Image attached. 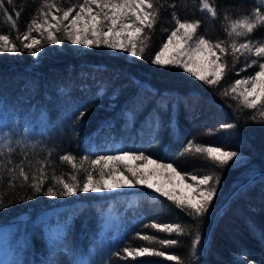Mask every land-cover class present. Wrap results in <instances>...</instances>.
<instances>
[{
    "label": "trees",
    "instance_id": "1",
    "mask_svg": "<svg viewBox=\"0 0 264 264\" xmlns=\"http://www.w3.org/2000/svg\"><path fill=\"white\" fill-rule=\"evenodd\" d=\"M41 2L14 0L9 4L3 0L0 34L10 32L12 39L18 34L8 20L9 15L19 31H26L33 18L42 22L43 17L37 15ZM49 2L61 9L60 12L56 8L45 9L50 12L49 21L51 15H62V10L69 6L74 8L71 20L83 0ZM209 4L215 7L216 18L202 10L201 0H159L158 19L146 32L143 58L105 45H74L67 39L59 45L42 40L35 56L28 51L0 54V105L11 115L15 127L11 138L0 142V152L6 154L0 157V163L9 160L10 146L15 149L10 154L12 164L24 160L30 175L34 174V168L29 165L46 163L49 176L63 174L70 178L73 170L61 161L63 155L75 157L78 166L84 160V168L90 169L89 161L97 156L131 151L143 152L158 163H170L185 176L215 173L220 177L208 210L195 217L145 185L112 192L48 196L45 192L55 181H46L41 191L34 193L30 187H21L19 182L15 187H8L5 172L4 183L0 185L3 198L0 231H14L17 227L21 228L20 232L29 233L31 258L35 260L39 252L42 256L46 250H41L45 238L40 223L55 220L63 227L58 253L51 257L44 254L47 264L75 263L86 256L98 234L100 220L108 211L117 218L118 230L123 233L105 245L90 264H178L169 260V255H177L182 264H236L240 258L259 264L264 256L261 238L264 233V117L260 116L264 106L258 101L255 109H249L243 105L238 89L236 93L230 90L236 80L255 75L259 69L251 61L257 58L254 54L247 58L240 55L233 64L230 51L214 50L220 57L218 63L226 64L222 69L225 74L216 85L205 83L182 66L151 63L174 29L173 13L182 22L199 21L197 35H204L215 43L227 39L230 21L225 16L231 19L250 16L258 7L257 0H209ZM260 9L264 12V6ZM32 36L40 38L36 32ZM249 41L253 44L264 41V26L240 40ZM225 89H229L227 96L222 95ZM233 96L239 98L233 99ZM26 128L32 132L25 134ZM189 143L192 149H188ZM196 145L220 147L238 155L228 165L218 168L205 155L195 152ZM124 164L139 166L143 161H124L121 168ZM78 175L82 181L84 173ZM125 175L130 174L125 172ZM37 218L40 223L31 224L26 232L24 224ZM152 224L180 225L184 232L167 233L146 227ZM138 233L157 239H177L178 243L149 244L138 238ZM16 245L13 243L12 247L16 249ZM140 246L163 251L165 255H145L135 260L123 258L125 248Z\"/></svg>",
    "mask_w": 264,
    "mask_h": 264
},
{
    "label": "snow or ice",
    "instance_id": "2",
    "mask_svg": "<svg viewBox=\"0 0 264 264\" xmlns=\"http://www.w3.org/2000/svg\"><path fill=\"white\" fill-rule=\"evenodd\" d=\"M7 2L13 4L14 0H7ZM201 3L202 10H207L212 18L217 17V11L215 7L209 4V0H201ZM257 3L258 7L250 16L244 15L236 19L225 16L224 19L230 21L228 25L230 30L226 29L227 39L218 40L215 43L205 38L204 35H197L199 21L189 22L184 20L182 22L173 13L175 30L171 31L167 43L163 44L155 57L151 59V63L159 66H182L186 71L193 76H197L205 83L216 85L225 74L222 69L226 67V64H217L216 61L220 57L211 58L216 56L214 50H218L220 53L230 51L233 56V64L239 60L240 55L247 58L254 54L257 59L252 60L251 65H256L259 70L255 72L254 76L244 80H236L235 84L231 85L230 90L232 93H236L239 86L250 85L239 92V97H243V105L249 109H255L257 102L261 101L262 106H264V100H262L264 98V62H261L264 61V41H257L255 44L251 41L240 42L241 38H247L258 27L264 26V12L260 9V6H264V0H257ZM93 5H95V12L92 8ZM159 6V0H83L82 3H79V11L75 12L71 20H69V17L74 8L69 6L67 9L62 10V15H51V21H49L50 12L45 11V9L56 8L57 12H60L61 9L56 4L50 3L49 0H42L41 8L37 13L38 16L43 17L42 22H38L37 18H33L26 26V31H19L16 21L12 19L11 15L8 16L12 28H16L18 34L14 39L11 38L10 32L0 34V54L5 52L17 54L20 51H28L35 56L38 54L39 47H42V40L45 43L59 45L64 39H67L74 45H85L87 47L105 45L110 49H121L134 57L143 58L146 50L144 41L148 39L146 32L151 30L157 22ZM0 8H3V0H0ZM16 15L18 18L19 12ZM65 21H68V23L65 24ZM33 32L38 33L40 38L33 37ZM142 33H145L143 37L141 36ZM194 36L196 37L195 47L184 48L182 51L176 50L175 55L168 54L170 46L172 49H179L180 45L177 37L184 44H188ZM182 56L186 57L183 61L179 59ZM194 57H200L199 62ZM206 67L209 69L208 75L204 74ZM209 75L212 77L211 79L208 78ZM228 94L229 89H225L222 93L225 96ZM239 97L233 96V99ZM249 97L253 98L249 99ZM260 116L264 117V111L260 112ZM252 119H256V117L253 116ZM192 147L193 145L189 143L188 149H192ZM14 152L15 149L9 146V160L6 163H0V185L4 183L5 172L8 174V187H15L19 182L21 187H30L34 193H39L46 181H55L54 184H50L45 192V195L48 196L67 197L75 196L77 192H112L125 187L134 188L137 185H146L148 188H154L156 192L175 202L177 206L187 210L189 215L195 217L202 216L208 210L216 193V185L220 181L219 175L215 173H194L191 175V180L196 182L195 187H193V184H187L186 187L192 190L195 195H177L174 190L168 191L163 187L154 185L149 179L151 175L156 174L157 170H164L170 171L183 183L185 177L177 172L172 164L158 163L156 160H151L148 156H145L143 152L135 154L131 151H123L119 155L97 156L96 159L89 161L90 169L84 168V160H81L78 166L75 157L70 154L63 155L60 157L61 161L67 162L73 170L70 178L63 174L49 176L46 172L48 165L46 163L41 165V162H37V165L41 166L29 165L34 168V174L30 175L25 168L24 160L12 164L10 154ZM195 152L205 155L218 168L228 165L238 155L234 151H224L220 147H203L200 145L195 146ZM4 155L6 154L0 152V157ZM128 160L143 161L144 163L139 166L124 164L121 168L122 162ZM149 165H154L151 171L148 170ZM80 172L84 173L82 181L78 175ZM125 172L130 175H125ZM97 175L98 179L96 178ZM0 204H3L2 197H0ZM146 227L156 228L167 233L184 232L180 225L173 224H152L146 225ZM137 236L149 242V244L159 243L162 246H173L178 243L177 239H157L155 236H141L139 233ZM261 238L264 239V233H261ZM198 240L199 237H196V242ZM123 252L125 254L123 258L131 257L133 260L145 255H165V252L153 250L149 246H140L134 249L125 248ZM167 258L182 264L177 255H169ZM236 264H251V262L240 258ZM259 264H264V256L261 257Z\"/></svg>",
    "mask_w": 264,
    "mask_h": 264
},
{
    "label": "rangeland",
    "instance_id": "3",
    "mask_svg": "<svg viewBox=\"0 0 264 264\" xmlns=\"http://www.w3.org/2000/svg\"><path fill=\"white\" fill-rule=\"evenodd\" d=\"M93 11L95 12V5L92 6ZM79 11V9L77 10ZM68 22V21H67ZM176 25L174 26L175 30ZM177 40L179 41V49H172L170 46V52L169 55L175 54L176 50H183L185 48V44L182 40H180L179 37H177ZM167 43V41L165 42ZM163 46V44H162ZM188 46L195 47V38L192 41L188 42ZM183 57V56H182ZM216 56L211 57L212 59H216ZM183 59H186V57H183ZM194 59L199 62L200 57H194ZM217 64L218 60L216 61ZM209 69L207 67L205 68L204 74H208ZM254 76L249 75L247 78ZM209 77H211L209 75ZM212 78V77H211ZM247 78H242L239 80H244ZM250 85H241L238 87V91H242L244 87H249ZM253 97H249V99H252ZM40 117V115H39ZM42 117L39 118L41 120ZM13 119L11 118V115L5 111V108H3L0 105V142H3L10 137V134L12 131H15ZM27 131L25 134L31 133V129L26 128ZM144 163V162H143ZM154 168V165H149V171ZM182 175V174H181ZM184 182L181 183L178 177H175L170 171H164V170H157L155 175H151L149 177L151 183L154 185L163 187L164 189L168 191H175L177 195L182 196H191L195 195V193L188 189L186 187L187 184H193V187H195V181L191 180V176H185ZM146 186V185H145ZM117 220V218H116ZM113 217L111 212H106L104 218L100 220V227L98 230V234L96 237L93 238V241L91 243V246L89 247L86 256L78 259L73 264H90L93 257H96L97 254L103 252L104 246L108 243H113V241L117 240L120 235H122V230H118V221H116ZM40 219H31L30 221L26 222L24 224L26 232L28 231V228L31 227V224L34 226L35 223L39 222ZM40 223V222H39ZM22 223L19 224V226ZM40 227L42 228V234L45 238L44 242L42 243V249L46 250L43 252L44 254L49 255L48 257L54 256V253H58V240L60 238V232L63 227V225L60 223V221H55L52 223L49 222H41ZM21 228H14V231L4 230L0 231V264H43L48 263L47 255L39 256L41 252L38 253V256H35L34 258H31V255L29 253V245L30 242L32 243V237L29 235V233H22L20 232ZM12 242V243H11ZM13 243H17L16 249L12 247ZM39 250V249H38ZM40 251V250H39Z\"/></svg>",
    "mask_w": 264,
    "mask_h": 264
}]
</instances>
